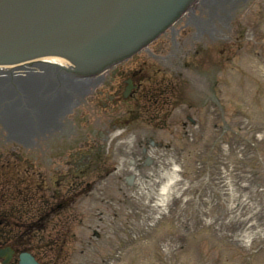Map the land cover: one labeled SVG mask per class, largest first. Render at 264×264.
<instances>
[{
    "label": "rangeland",
    "instance_id": "1",
    "mask_svg": "<svg viewBox=\"0 0 264 264\" xmlns=\"http://www.w3.org/2000/svg\"><path fill=\"white\" fill-rule=\"evenodd\" d=\"M237 24L238 25L235 26V33L243 34L241 40L243 39L245 45L244 49L248 47L245 56L237 55L235 59L236 62L231 64L227 62L224 57L225 55L222 57L217 54L216 56L220 60V66L216 65L217 67H213L211 65H206L205 68H209L210 66V70H212L211 74L203 75V78L201 77L202 75L193 74L194 77H192L191 80L193 95L199 98L198 101L201 100L203 96H206L205 94H208L209 97L215 94H212L211 88L215 79L218 80L217 85L223 87L221 97L223 101L228 104V109H225L227 112L226 121L224 117L218 114V111L213 115L209 111V108L202 109L195 107L192 109V114L198 117V120L201 121L203 126V131H206V137L203 139L200 138L197 144L186 142L189 140L183 136L182 123L181 126H178L180 122L176 120L171 121L167 131L158 132L161 139H164V137L170 133L176 132L179 138L177 141L178 146L187 151L188 158H186V172H184V175H188L187 177L191 178L192 184L182 193L183 196L181 195L180 198L176 197L177 191L173 193L174 202L175 198L177 200L180 199V203L185 207L186 204L190 203V200H197L196 198H198V196L195 197L193 194V192H195L194 187H202V185L207 183V179L200 180V175L188 170H192L190 167L193 166L196 152L212 142L217 143V148L225 152L219 165L221 169H216L217 172H213L212 181L214 182V186H216L215 182H220L221 178H223L221 180L222 183L225 184L229 182L232 188L233 184L244 186L243 183L235 179L232 174V169L236 166L230 162L232 157H235L233 151L228 154L225 144L222 145V149L220 148L221 141H231V137H235L237 140L245 139L247 142L248 140H253L258 145L262 155L261 164L257 166L260 171L258 175L260 177L264 176V0H258L256 3L254 2L250 9L239 17ZM254 41H257L256 44L258 46L262 45L256 50L255 58L252 51L249 49L250 44H254ZM240 42L241 41H239V43ZM237 43L238 42L233 41L228 44L234 47ZM230 51L231 52L226 53V55H231L233 57L236 48H232ZM228 66H234L235 69L224 71L225 67ZM242 69H244L243 72ZM234 99H237L239 102L235 104L236 101ZM211 102H209V105ZM183 114L184 115H181V119L185 121L186 118L184 116L187 113ZM176 117L179 119L178 115H176L175 118ZM213 123L219 124V127L217 129L212 128ZM130 129L131 127L122 135L128 140L126 145H121L122 150L125 148L126 152H129L128 144L131 135L134 133H141L139 137H142L146 134L143 130L135 128V130L132 131V129ZM114 146L115 143H113V148ZM240 150V148L236 147L237 153H239ZM117 154L118 155H113V157L110 156V158H108V162L111 166L117 163L120 153ZM226 162L229 163L228 168L223 167V163L226 164ZM257 162H255V164ZM22 168L25 169L24 167ZM222 170L225 171L221 172ZM93 176L94 174L92 173H89L88 176L81 175V177L85 179V182L88 180L94 182ZM77 180L72 186L74 189L77 188L78 184L83 183V181ZM255 180L258 181L257 176H255ZM214 191L213 195L208 199L202 198L203 201H207V204H209L208 207L197 205L198 202L196 201L189 204L191 208L189 212L191 217L194 216L197 218V220H195L197 224L194 226V229H190L189 233L184 232L182 229L180 231L175 226L171 227L170 225L172 224L170 223L166 226L161 223V227L159 226L158 229H155L145 237L142 235L137 241H133V244L127 250H124L122 260L114 264H264V245H258L255 241L248 242L247 240L232 238L231 232L234 229L231 225L233 222L227 221L230 214L237 213V210L242 206L254 201L255 197L253 198L251 193H247L244 196L242 194L244 191L243 189L239 195L235 196L237 199L241 200L240 207L235 210H233V201L236 199L234 197L230 199L226 198V203L231 207L229 209H232L233 212L229 211L228 214H224V208H220V210L216 211V206L211 203L212 199L221 198L220 194L216 190ZM108 194L109 193H106V197H108ZM191 195L194 197L191 198ZM118 196L121 195L118 193ZM143 197L144 195L137 194L135 196L134 194L133 206L138 207L139 203H141V199L139 198ZM89 200L90 199L86 198V196L79 198L74 208L77 211V218L84 221V224L91 218L88 228L90 226V228L93 229L95 215L94 212H91L87 208ZM195 205H197V210L194 211L192 209ZM116 207H118V205ZM179 210L186 211L181 208H179ZM256 212L264 216V208L261 206L256 207L255 204L248 205L245 212L240 214L239 219L246 218V213L251 216ZM55 220L56 218L54 221ZM78 223L79 221L75 220L72 224L75 239L68 248L69 260H67L66 264H104L103 257L110 253L108 248L110 243L105 242L97 244L98 247L102 249H97V246H93L92 251L87 247V239H91L90 236H92V233L86 235L84 227H80ZM122 225H125V222H123ZM135 231L136 229H134V232ZM170 235L175 239H170ZM116 238L119 239L116 235L114 238H111V240ZM177 239L182 245L181 248H178L171 254H165L163 243L168 242V240L175 243ZM117 241L118 240H113V242ZM167 246L168 245H166L165 248Z\"/></svg>",
    "mask_w": 264,
    "mask_h": 264
},
{
    "label": "water",
    "instance_id": "2",
    "mask_svg": "<svg viewBox=\"0 0 264 264\" xmlns=\"http://www.w3.org/2000/svg\"><path fill=\"white\" fill-rule=\"evenodd\" d=\"M42 0H0V28L5 22V26L1 29V35L6 34L11 28H16L17 31H23L24 25L21 22L27 21V25H31L32 21L40 23L45 22L44 16L50 15L46 12V9L40 3ZM121 0H114L115 3H120ZM146 0H123L122 7L129 10L131 14L140 13V3H144ZM87 4H94V0L86 2ZM97 4L103 6L102 0L97 1ZM115 13V14H114ZM109 21H114L113 18H118L116 12ZM20 21V22H19ZM47 21V20H46ZM93 20H89V24H93ZM44 24V23H43ZM75 41V38H66L63 47L67 48L70 52L73 50L71 43ZM79 43V41H77ZM53 49H57L52 46ZM29 48V47H27ZM43 53V51H41ZM32 260V259H31ZM31 264H37L32 260Z\"/></svg>",
    "mask_w": 264,
    "mask_h": 264
},
{
    "label": "bare ground",
    "instance_id": "3",
    "mask_svg": "<svg viewBox=\"0 0 264 264\" xmlns=\"http://www.w3.org/2000/svg\"><path fill=\"white\" fill-rule=\"evenodd\" d=\"M36 61H37V63L42 64L45 68L54 66L53 64H51L49 62H52V63L53 62H64L63 59H58V58H38ZM36 72H37V74L40 73L39 71H36Z\"/></svg>",
    "mask_w": 264,
    "mask_h": 264
},
{
    "label": "flooded vegetation",
    "instance_id": "4",
    "mask_svg": "<svg viewBox=\"0 0 264 264\" xmlns=\"http://www.w3.org/2000/svg\"><path fill=\"white\" fill-rule=\"evenodd\" d=\"M100 139H101V137L98 138V140H100ZM63 141H64V140H62V144H63ZM36 145H37V144H36L35 142H32V143H30L29 145L25 144L26 147L29 146V147H31L32 149H36V147H35ZM73 156H74V155H73ZM60 159L63 160L62 165H66V163L68 164V162L70 161L68 155H66L65 153H63V155L60 157ZM31 164H32V166H34V160H31Z\"/></svg>",
    "mask_w": 264,
    "mask_h": 264
}]
</instances>
